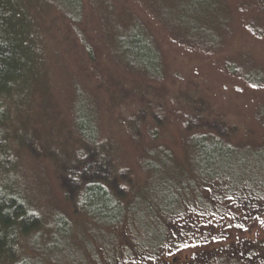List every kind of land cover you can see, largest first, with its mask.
Masks as SVG:
<instances>
[{
	"label": "rangeland",
	"instance_id": "1",
	"mask_svg": "<svg viewBox=\"0 0 264 264\" xmlns=\"http://www.w3.org/2000/svg\"><path fill=\"white\" fill-rule=\"evenodd\" d=\"M72 1L32 0V19L15 18L36 82L8 104L2 159L40 223L16 234L0 264H136L142 246L171 244L176 210L208 216L223 200L244 202L258 221L247 238L264 239V0H79L76 28ZM80 104L97 113L110 162L96 167L121 198L116 222L97 199L79 206L64 180L72 151L85 150ZM251 247L264 264V246Z\"/></svg>",
	"mask_w": 264,
	"mask_h": 264
},
{
	"label": "trees",
	"instance_id": "2",
	"mask_svg": "<svg viewBox=\"0 0 264 264\" xmlns=\"http://www.w3.org/2000/svg\"><path fill=\"white\" fill-rule=\"evenodd\" d=\"M31 1L0 0V262L2 255L7 253V248L12 246L17 233H28L38 227L40 223L39 216L28 205L21 192L16 189L11 181L6 179L7 167L9 165L6 159H2L9 152L8 145H10L4 140L3 134V126L9 116L8 104L16 102L22 105L24 100H21V97H14L13 95L17 92L20 93L21 89L26 90V88H30L32 83L36 82V76L33 80L29 64L26 61V53L29 51L27 47L24 48L21 41V31L16 27L15 21L17 15L22 16V21L26 19L29 22L32 19L29 14L30 9L27 6V3ZM34 1H36V4L38 3L37 0ZM71 6L72 15L70 19L74 22L76 28L85 18V7L79 0H73ZM45 7L49 10L47 6ZM23 14H26V16ZM28 24L30 25V23ZM138 38L140 41L137 47L141 49V53L145 55L146 59L148 56L147 65L156 69L159 61L157 54L151 50L149 51L147 46L143 48L142 44L144 40L140 37ZM148 41L150 40L148 39ZM234 71L237 70L235 69ZM254 78V76H250L249 79L251 82L255 80L258 82L260 79L259 75L257 79ZM43 87H45V84ZM23 97L22 99H24ZM80 105L82 109L77 114L78 127L75 129V132L78 134L77 143L80 146L84 145L85 150L81 151L82 154L79 157L71 149L73 154L71 155L72 161L69 164L72 167L69 166V168L71 167L70 169L66 168L65 173L67 177L64 174L62 176L63 178L65 177V181L70 180L72 183H75L71 185L70 189L75 190L76 196L79 193V195L84 197L82 202H79V206L87 205L90 203V199H97L111 213H117L116 220H120L123 213V205L121 202L116 201L110 186L106 184L107 182L104 183L103 181L105 180L104 173L100 168L96 167V164H99L98 162L102 164L104 161L110 162L109 155L106 148H104L105 145L101 143L100 129L96 118L97 113L92 110L83 109L84 105ZM86 156H88V161H83ZM74 165L76 167H73ZM87 198L89 199L88 201ZM18 262L16 264H21Z\"/></svg>",
	"mask_w": 264,
	"mask_h": 264
},
{
	"label": "flooded vegetation",
	"instance_id": "3",
	"mask_svg": "<svg viewBox=\"0 0 264 264\" xmlns=\"http://www.w3.org/2000/svg\"><path fill=\"white\" fill-rule=\"evenodd\" d=\"M198 136H204V134H198ZM204 175L214 176L215 174ZM113 176L116 175L113 174ZM106 184L111 185L108 182ZM110 188L116 201H121L117 190L115 191L111 186ZM224 202L228 201L215 202L217 211L212 205L208 216L196 209V216L191 213V216L185 219L184 214L179 216L180 213L176 210L179 215L175 217L177 219L174 223L175 229L166 235L171 240V244L169 246L164 244L165 238L162 236L159 240L161 243H158L160 246H142L138 250L142 253H136L133 260L136 264H245L249 258L257 262V257L253 258L246 249L252 246L251 248L255 250L251 252L256 256L262 252L259 246H264L263 236L257 235L254 241H249L247 238V235L252 234L258 221L254 218L249 220L244 210V202H228V205H224ZM222 219H227L233 226L221 231L216 223ZM116 221L118 220L112 222Z\"/></svg>",
	"mask_w": 264,
	"mask_h": 264
}]
</instances>
